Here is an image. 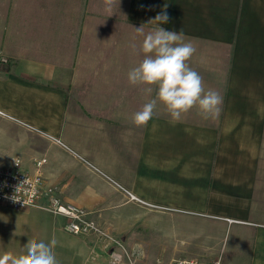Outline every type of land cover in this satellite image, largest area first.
Here are the masks:
<instances>
[{
  "label": "crops",
  "instance_id": "obj_1",
  "mask_svg": "<svg viewBox=\"0 0 264 264\" xmlns=\"http://www.w3.org/2000/svg\"><path fill=\"white\" fill-rule=\"evenodd\" d=\"M0 7L9 25L0 38L9 61L0 64V168L20 158L34 172V160L45 157L46 188L128 241L139 226L162 240L178 230L163 216L184 213L202 223L187 234L212 249L211 262L225 248L228 264H264V0H120L111 12L103 0H2ZM162 11L170 20L161 27L196 49L188 64L205 90L221 95L217 118L194 108L173 122L158 104L146 126L132 123L155 95L127 80L144 58V37L134 29L153 31L159 25L149 22ZM76 155L157 208L130 201ZM48 205L45 195L38 207L0 204L9 224L0 256L21 254L28 240L55 239L58 264H112L103 238L68 233L67 219ZM220 231L230 232L227 243ZM155 255L152 264H160Z\"/></svg>",
  "mask_w": 264,
  "mask_h": 264
},
{
  "label": "clouds",
  "instance_id": "obj_2",
  "mask_svg": "<svg viewBox=\"0 0 264 264\" xmlns=\"http://www.w3.org/2000/svg\"><path fill=\"white\" fill-rule=\"evenodd\" d=\"M119 3L120 0H103L105 10L109 12ZM169 20L167 13L162 11L149 22L159 25L153 31L145 34L144 25L134 29L144 37L139 47L144 58L129 70L127 80L132 86H141L146 96H152L155 91L154 97L133 114L132 123L137 127L147 125L158 104L164 106L173 122L180 121L194 108L205 120L215 119L220 113L221 95L212 89L206 91L202 76L188 64L196 49L190 42H183L180 32L161 27ZM131 47L135 52L136 45ZM11 199L18 201L16 195ZM55 246V239L50 243L28 240L24 252L4 254L0 256V264H58Z\"/></svg>",
  "mask_w": 264,
  "mask_h": 264
},
{
  "label": "built area",
  "instance_id": "obj_3",
  "mask_svg": "<svg viewBox=\"0 0 264 264\" xmlns=\"http://www.w3.org/2000/svg\"><path fill=\"white\" fill-rule=\"evenodd\" d=\"M7 58H1V63H8ZM31 130L38 132L44 138L49 141L59 144L62 147H67L58 137L49 135L30 127ZM74 153V152H73ZM75 154V153H74ZM81 160H83L89 167L104 175V173L95 167L92 163L86 161L79 155H76ZM48 162V160L43 157L34 160L35 170L34 172L27 171L24 168V163L22 159L15 158L12 160L11 166L7 168H0V204L10 207L14 210H23L27 208H33L39 206V200L43 195H49V205L45 207L46 210L51 212L56 216H62L67 219L65 225V230L72 235H98L106 241L112 244H117L119 251H113L110 254L111 262H121L123 258V253L127 256L129 264H137L138 259L143 256L141 248L134 249L132 252H127L123 245H121L116 239H114L110 233L106 232L102 226L93 218L92 213L85 211L73 204L66 203L58 195L57 189L53 187L46 188L43 178V167ZM108 178L107 176H105ZM112 181L110 178H108ZM115 183L114 181H112ZM122 191H124L129 197L130 201L141 203L150 208H157L153 204H149L138 197H136L131 192L124 189L121 185L115 183ZM18 188V189H17ZM16 195L18 201H13L12 196ZM221 260L216 259L211 263H203L195 259H181V260H171L168 264H220Z\"/></svg>",
  "mask_w": 264,
  "mask_h": 264
},
{
  "label": "rangeland",
  "instance_id": "obj_4",
  "mask_svg": "<svg viewBox=\"0 0 264 264\" xmlns=\"http://www.w3.org/2000/svg\"><path fill=\"white\" fill-rule=\"evenodd\" d=\"M2 1V0H0ZM8 8L0 7V38H5L8 35V26L3 23V17L8 16V12L6 11ZM7 12V13H6ZM1 58H5V56H0ZM47 185H45L46 187ZM53 187V189H57L54 186H48V188ZM49 199V195H45ZM65 202V201H64ZM1 208V207H0ZM87 211L86 209H84ZM11 211V210H9ZM89 212V211H88ZM159 212V211H156ZM12 214V212H10ZM93 218L98 222L97 218ZM7 216L0 215V243L4 241V243H8L6 237L9 234L8 222L5 220ZM206 220H203V222ZM150 223H154V219L152 221H148ZM163 224L165 227H170L169 225L178 226V230L174 232L164 231L162 240L155 239L153 231H150L149 228L145 230L142 226H139L135 232H131L129 237V241L125 238H122L120 235L118 236L111 230H108L107 227L102 225L100 222V226L110 233V235L116 239L127 252H132L134 249L141 248L143 252V256L138 259L137 264H152L153 255L161 257L158 263L160 264H168L171 260H181V259H195L203 263H211L212 257V249L210 248H201L199 245L201 242L197 240L198 238H194V242L189 240V236L187 234L188 227H193V229H197L199 225L202 223L200 221L189 220L184 213L176 217L163 216ZM204 224V223H203ZM207 225V224H206ZM175 227V226H172ZM224 238L225 243H227L230 232L228 231H220L218 232V237ZM100 237V236H99ZM4 238V239H3ZM106 241V240H105ZM110 241V240H109ZM106 241V248L109 254L113 251L117 250L118 245L112 244L111 242ZM228 251V250H227ZM225 248L222 251L221 255V263L220 264H228L230 260L228 254H224ZM155 255V256H156ZM152 258V259H151ZM169 258L168 260H166ZM109 264V263H108ZM114 264H129V260L127 256L123 253V258L121 262H115Z\"/></svg>",
  "mask_w": 264,
  "mask_h": 264
}]
</instances>
